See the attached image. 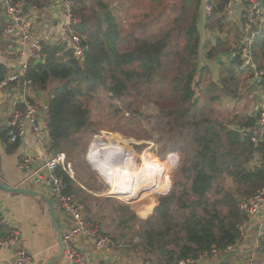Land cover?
Wrapping results in <instances>:
<instances>
[{
  "label": "trees",
  "instance_id": "trees-1",
  "mask_svg": "<svg viewBox=\"0 0 264 264\" xmlns=\"http://www.w3.org/2000/svg\"><path fill=\"white\" fill-rule=\"evenodd\" d=\"M24 4L29 5L30 1ZM75 5L74 12L81 20L77 31L88 46L84 59H76L71 52H66L67 61H62L57 57L60 48L44 47L47 59L31 63L28 74L36 89L53 90L50 100L52 150L65 153L66 148L71 147V158L76 150L87 155L91 138L84 134L92 124L91 99L100 90L113 97H125L135 75L143 78L148 87H153L156 78L162 76L161 61L169 43V37L155 42L146 40L133 51L122 53L118 49L120 33L115 17L88 7L85 0H75ZM199 8H202V0H197L196 13L185 28V53L178 55L171 81L173 103L163 110L172 125L182 123L193 132L188 140L197 145L196 153L193 161L181 169V179L176 180L167 196L152 195V210L156 206L141 236L142 252L148 258L156 256L160 264H178L190 257L197 259L203 251L235 245L241 238L240 227L245 219L240 202L264 187V144L255 147L249 137L236 128L217 119L195 116L203 99L213 90H221L231 101L239 97L240 77L250 73L243 67L241 49H225L223 39L217 40V46L208 43L201 48ZM203 50H206L203 57L208 61H214L220 51L233 52L236 57L215 79L210 66L200 65ZM253 60L258 70H264V27L255 39ZM163 79L168 80L164 74ZM218 100V95L209 99ZM247 122L249 126L253 121ZM1 135L3 141L8 142L7 131ZM83 135L82 141L79 137ZM13 144L17 147L18 142ZM256 154L262 158L259 165L252 166ZM59 174L69 192L76 195L74 180L61 170ZM81 176L78 172L76 180H82ZM225 181L232 183L231 189L220 188ZM138 188L141 192L140 186ZM158 196L161 198L157 204ZM178 210L183 214L179 221L175 216Z\"/></svg>",
  "mask_w": 264,
  "mask_h": 264
},
{
  "label": "rangeland",
  "instance_id": "rangeland-1",
  "mask_svg": "<svg viewBox=\"0 0 264 264\" xmlns=\"http://www.w3.org/2000/svg\"><path fill=\"white\" fill-rule=\"evenodd\" d=\"M87 3L88 7L96 8L103 15L108 12L115 17L120 33L118 49L122 53L133 51L143 41L155 42L169 37L165 57L161 61L162 76L156 78V84L148 87L143 78L135 75L129 82L130 89L125 97H113L100 90L89 106L92 124L84 134L91 138L87 155L76 150L75 156L71 158V147H67L64 153L70 157L68 161L73 165L75 179H78V172L82 175L83 179L76 181V197L88 207L92 222L111 239L125 236L124 242L132 243L135 239H141L154 213L156 205L152 210V195L167 196L176 180L181 179V169L193 161L196 153L197 145L188 140L193 132L184 128L182 123L172 125L163 110L174 100L171 92L172 76L177 69L178 55L185 53V28L196 13L197 0H87ZM212 35L209 41L214 40ZM163 74L167 81H164ZM205 87L201 88L202 91H205ZM50 91L52 95L53 90ZM216 95L219 96L218 101H209ZM248 109L240 97L230 101L221 90H213L203 99L195 116L217 119L230 128H242L250 118L247 116ZM251 115H254V111ZM84 135L79 139L83 141ZM95 139L126 151L127 168L134 176L137 188L140 186L141 190L144 189L142 193L127 199L107 195L109 185L87 162ZM154 165L159 166L164 173V191L150 189ZM122 182L129 183V179H123ZM220 188L229 190L232 183L225 181ZM161 196L156 197V203ZM175 216L179 221L183 214L178 210ZM147 260L160 264L156 256Z\"/></svg>",
  "mask_w": 264,
  "mask_h": 264
},
{
  "label": "crops",
  "instance_id": "crops-1",
  "mask_svg": "<svg viewBox=\"0 0 264 264\" xmlns=\"http://www.w3.org/2000/svg\"><path fill=\"white\" fill-rule=\"evenodd\" d=\"M25 3L26 0H17ZM26 5V18L30 24L34 39L42 40L44 47L53 46L54 34L59 31V24L63 20L62 0H29ZM87 6V0H85ZM226 0H202L200 10L202 45L211 43L217 46L218 39L226 43L225 49H239L248 36L246 21L239 11L227 15L224 11ZM213 5L216 11L222 14V18L216 20L214 16H206L205 6ZM210 21H213L210 25ZM220 22V23H219ZM5 16L0 5V70L3 74L13 72L22 65L27 64L31 54V45L23 44L16 35H4ZM211 33L213 41H209ZM202 50V49H201ZM206 50L200 52L201 67L210 66L216 79L220 71L228 66L233 59V52L220 51L214 61H208L205 56ZM219 59V61L217 60ZM223 64V66L221 65ZM263 87L254 73L247 72L240 77L238 95L243 105L249 107L247 116L254 121L257 114V106ZM30 97L39 101L49 100L51 91H41L35 87L30 91ZM20 95L18 89H6L0 94V169L1 181L5 187L22 188L45 192L32 182L27 181L31 172L21 167L22 158L34 156L42 158L43 149L37 144L34 137L28 133L18 142L17 147L8 139L4 142L2 132L8 125L9 118L16 108L22 109L18 104ZM231 101V100H230ZM254 111V115H251ZM254 116V118H253ZM252 124V123H251ZM250 124V125H251ZM249 125V126H250ZM248 125L236 128L243 134ZM52 153L47 154L50 156ZM252 166L259 165L262 156L256 154ZM35 163L33 169H37ZM45 194H47L45 192ZM0 216L13 225L20 237L15 247L0 248V264H12L16 249H23L32 258L31 264H46L58 254L60 246L55 235L51 221L49 206L36 197L24 194L7 193L0 189ZM55 216L60 229L65 232L69 228L62 212L55 206ZM264 229V210H262L251 222L246 224L241 232L240 240L228 255L207 260H199L198 264H264V238L260 234ZM9 229L5 226L0 228V235L7 236ZM111 238V237H110ZM126 237L113 239L117 247L112 249L95 250L92 243L85 239H77L76 246L89 259L90 264H144L148 257L142 252L139 245L134 241L124 242ZM151 262V261H150ZM54 264H70L63 257Z\"/></svg>",
  "mask_w": 264,
  "mask_h": 264
},
{
  "label": "built area",
  "instance_id": "built-area-1",
  "mask_svg": "<svg viewBox=\"0 0 264 264\" xmlns=\"http://www.w3.org/2000/svg\"><path fill=\"white\" fill-rule=\"evenodd\" d=\"M0 5L5 16L4 35H16L23 44H29L32 47L27 64L10 73L3 74L0 71V94L6 89H18L20 95L18 105L22 108H16L13 111L4 131H7V136L12 143L20 142L23 137L30 133L43 149L44 156L42 158L26 156L22 158L21 167L31 172L27 181L45 191L69 223V228L63 232V239L66 244L64 257L70 264H90L88 257L78 250L77 239L90 241L95 250L116 248L118 243L116 244L113 239L101 233L99 227L92 222L86 204L69 192L67 183L59 174L61 170L75 183L77 181L73 165L68 161L66 154L55 153L52 150L50 139L51 98L39 101L30 97V91L34 88L32 80L28 78L30 64L44 62L47 59V54L44 52L42 40L33 38L30 24L26 18V6L23 2L16 0H0ZM75 6V0H62L63 20L60 22L59 31L54 34L53 40V46L60 48L57 57L61 58L62 61H67L66 52H71L76 59L83 60L88 49L85 38L77 31L81 20L74 12ZM224 11L227 15L239 11L240 15L244 17L248 27V36L239 48L241 49L243 67L254 73L263 87L255 119L243 132L245 136L249 137L250 142L257 147L264 144V70H258L253 60V46L257 35L264 27V0H226ZM205 14L206 16H214L216 20L222 18V14L210 4L205 6ZM235 57L236 54L233 53V58ZM98 140L95 139L91 147L95 143H99ZM90 150L87 162L89 167L94 170L91 165ZM49 152L52 153L50 156L47 155ZM174 159L177 160L175 157ZM35 163L38 166L37 169H33ZM239 208L245 217L240 227L242 232L243 227L264 210V187L255 195L242 200ZM2 226L10 231L7 236L0 235V248L15 247L20 237L19 232L13 229L10 222L0 216V228ZM262 238H264V229L260 234V239ZM140 243L141 239H135L134 244L139 245ZM234 248L235 245L224 249L212 248L199 253L197 259L190 257L178 264H198L199 260L228 255ZM31 262L32 258L28 252L23 249L15 250L12 264H31ZM144 264L153 263L148 261Z\"/></svg>",
  "mask_w": 264,
  "mask_h": 264
},
{
  "label": "bare ground",
  "instance_id": "bare-ground-1",
  "mask_svg": "<svg viewBox=\"0 0 264 264\" xmlns=\"http://www.w3.org/2000/svg\"><path fill=\"white\" fill-rule=\"evenodd\" d=\"M90 157L94 170L109 185L108 196H118L127 199L126 197L130 198L139 193L138 184L127 168V153L125 150L119 146L99 142L91 147ZM151 175L150 189L153 191H164L165 181L162 169L154 165ZM123 179H129V183H123ZM126 185L130 188L126 187Z\"/></svg>",
  "mask_w": 264,
  "mask_h": 264
},
{
  "label": "water",
  "instance_id": "water-1",
  "mask_svg": "<svg viewBox=\"0 0 264 264\" xmlns=\"http://www.w3.org/2000/svg\"><path fill=\"white\" fill-rule=\"evenodd\" d=\"M219 61V59H217ZM1 169H0V189L4 192L7 193H14V194H24V195H30L32 197H36L40 199L41 201L45 202L49 208H50V215H51V221L55 230V235L57 237L60 250L57 255H55L52 259L48 261L46 264H54L61 260L64 257L65 251H66V244L63 239V231L60 229L58 226L56 216H55V205L53 201L48 197L47 194L41 192V191H36V190H27V189H22V188H9L5 187V185L1 181Z\"/></svg>",
  "mask_w": 264,
  "mask_h": 264
}]
</instances>
